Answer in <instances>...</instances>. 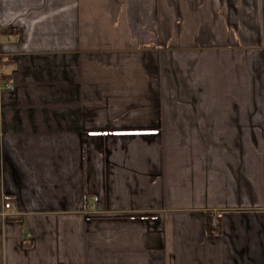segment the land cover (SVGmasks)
<instances>
[{"label":"crops","instance_id":"1","mask_svg":"<svg viewBox=\"0 0 264 264\" xmlns=\"http://www.w3.org/2000/svg\"><path fill=\"white\" fill-rule=\"evenodd\" d=\"M2 26L0 264H264V0H0Z\"/></svg>","mask_w":264,"mask_h":264},{"label":"trees","instance_id":"2","mask_svg":"<svg viewBox=\"0 0 264 264\" xmlns=\"http://www.w3.org/2000/svg\"><path fill=\"white\" fill-rule=\"evenodd\" d=\"M0 33L3 34V35H7V34H16L17 33V30L15 28H11V27H8V26H2L0 28ZM214 217L212 215L211 212H206L205 213V226H206V231L208 233H213L215 231H217V228L218 226L216 227L214 225Z\"/></svg>","mask_w":264,"mask_h":264},{"label":"built area","instance_id":"3","mask_svg":"<svg viewBox=\"0 0 264 264\" xmlns=\"http://www.w3.org/2000/svg\"><path fill=\"white\" fill-rule=\"evenodd\" d=\"M97 198L94 197L93 198V201H95ZM14 211L13 209V206H12V203L11 202H8V201H5L4 203V214H9V213H12Z\"/></svg>","mask_w":264,"mask_h":264}]
</instances>
